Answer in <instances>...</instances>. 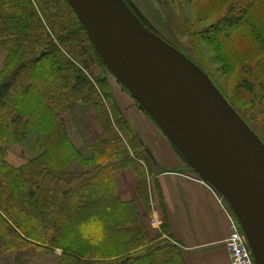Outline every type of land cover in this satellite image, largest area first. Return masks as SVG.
<instances>
[{"label":"trees","instance_id":"16d2710c","mask_svg":"<svg viewBox=\"0 0 264 264\" xmlns=\"http://www.w3.org/2000/svg\"><path fill=\"white\" fill-rule=\"evenodd\" d=\"M71 11L67 0H0V46L6 50L0 78L7 70L0 80V234L4 245L20 250L32 247L39 256L60 248L61 264H183L176 245L160 235L151 238L135 201H123L115 191L116 170L132 167L139 185L145 174L127 151L130 137L113 128L118 119L125 120L111 100L105 77H88L91 64L106 65ZM239 20L218 22L205 33L231 27ZM259 25L255 29L261 37L263 24L259 21ZM93 84L101 87V97ZM102 97L118 115L113 123ZM69 100L92 102L101 125V133L89 145L92 156L87 160L79 158L57 111ZM33 131L38 132L43 151L13 166L5 158L7 144L22 141ZM71 158L92 169L71 172L67 168ZM147 196L141 194L146 207L150 206ZM166 226L163 221L162 229Z\"/></svg>","mask_w":264,"mask_h":264},{"label":"water","instance_id":"95a60500","mask_svg":"<svg viewBox=\"0 0 264 264\" xmlns=\"http://www.w3.org/2000/svg\"><path fill=\"white\" fill-rule=\"evenodd\" d=\"M107 68L176 139L198 143L194 159L228 199L264 264V145L197 66L123 0H68ZM167 128V129H166ZM207 175L206 171H201Z\"/></svg>","mask_w":264,"mask_h":264},{"label":"rangeland","instance_id":"374dc122","mask_svg":"<svg viewBox=\"0 0 264 264\" xmlns=\"http://www.w3.org/2000/svg\"><path fill=\"white\" fill-rule=\"evenodd\" d=\"M123 2L146 29L157 33L197 66L201 74L219 91L264 145V0H123ZM68 4L72 8L69 1ZM71 15L74 19L75 11H71ZM236 18L240 19L236 25L224 26L217 30L212 29L209 30L210 32L205 33L209 26ZM259 21L263 24L261 27L263 30L261 33L262 38L258 36L259 32L255 29L259 25ZM49 29L51 30L50 26ZM49 29L47 27L48 31ZM57 31L60 32L59 28H57ZM53 33H51V38L54 37ZM4 50L0 46V59ZM15 62L13 63L15 64ZM13 63L10 68L14 67ZM5 73L0 80L7 75V70ZM110 73L111 71L107 67H102L97 61L91 64L88 77L95 79L104 76V83L112 102L115 104L107 80ZM123 86L125 87L124 84ZM93 88L95 92H99L101 97V87L93 84ZM92 97L94 100L98 98L95 94H92ZM133 98L135 99L134 96ZM102 100L113 123L118 116L116 112H112L114 111L113 104L104 100L103 97ZM135 101L139 103L137 99ZM75 102L82 103L78 100H69L63 107L57 108L66 128V116L69 118V115H71V109ZM117 109L120 112L118 107ZM152 117L163 128L155 117ZM124 120L122 122L119 119L116 120L118 126L116 125L113 128L117 134L126 133L130 137L129 144H126L127 151L141 165L145 177H143V183L139 185L135 179L134 169L129 167L134 180L124 184L121 182L122 179L119 178L120 181L115 178L113 172L115 191L117 195H133L136 198L133 201H135L138 210L142 209L148 215L155 207L151 196L154 190L153 188L150 189L148 180V175L153 172L151 159L139 144L138 136L135 135L125 117ZM162 130L170 139L175 151L189 164L188 170L190 173L202 178L217 189L209 171L203 170L204 168L194 159V148L191 150L185 147L184 141L176 139L170 130L164 128ZM67 168L69 169L68 163ZM91 169L92 167L89 170ZM201 171H206L208 174L205 176ZM126 174L129 175V173ZM125 180L129 181V178ZM117 182H119L120 187ZM145 192L148 194L147 199L150 203V206L147 207L141 199V194L144 195ZM217 192L220 197L224 196L219 188ZM227 203L223 202L227 208H230L229 202ZM147 215L144 218L141 215L143 224L148 235L155 238V235L160 233L156 227L158 219L156 221L153 215L149 218ZM56 249L60 250L59 264H61V249ZM31 256H36L32 247L22 250L6 247L3 236L0 234V264H17L21 261L24 262L26 257Z\"/></svg>","mask_w":264,"mask_h":264},{"label":"crops","instance_id":"0c3cea01","mask_svg":"<svg viewBox=\"0 0 264 264\" xmlns=\"http://www.w3.org/2000/svg\"><path fill=\"white\" fill-rule=\"evenodd\" d=\"M5 56L4 50L0 70ZM107 80L116 106L138 136L139 144H143L151 153V156L147 154L151 159L153 172L148 175V180L150 189L154 190L151 196L155 207L148 215L140 209L142 217L147 215L149 218L153 215L154 219H158V235L176 245L183 264H231L225 243L229 222L215 191L207 181L190 173L189 164L175 151L163 128L146 109L141 108L120 80L113 73L107 76ZM65 122L69 139L79 158H91L89 145L102 131L93 104L75 102L71 115L69 118L66 116ZM42 151L38 144V132L33 131L22 141L7 144L5 158L13 166H20ZM68 167L75 174L87 172L91 168L76 158L68 161ZM129 170V167L116 170L115 178L128 184L134 180ZM128 178L129 181H126ZM119 196L123 201L136 200L130 194ZM163 221L167 222L166 229L161 227ZM59 254L60 250L56 249L44 256L26 257L24 262L17 264H59Z\"/></svg>","mask_w":264,"mask_h":264},{"label":"built area","instance_id":"2783aa9c","mask_svg":"<svg viewBox=\"0 0 264 264\" xmlns=\"http://www.w3.org/2000/svg\"><path fill=\"white\" fill-rule=\"evenodd\" d=\"M218 200L223 205L229 222V233L225 243L231 264H254L251 248L239 220L234 212L223 204L221 197H218Z\"/></svg>","mask_w":264,"mask_h":264},{"label":"bare ground","instance_id":"6f19581e","mask_svg":"<svg viewBox=\"0 0 264 264\" xmlns=\"http://www.w3.org/2000/svg\"><path fill=\"white\" fill-rule=\"evenodd\" d=\"M178 133L182 138H184L185 147L190 148L191 150H193V148L196 149L197 147H199V143L194 138H191L189 136H184L180 132Z\"/></svg>","mask_w":264,"mask_h":264}]
</instances>
